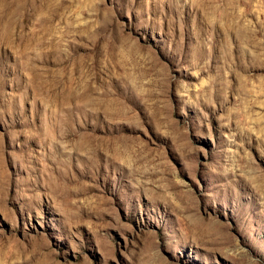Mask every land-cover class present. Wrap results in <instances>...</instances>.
I'll return each instance as SVG.
<instances>
[{
	"label": "rangeland",
	"instance_id": "374dc122",
	"mask_svg": "<svg viewBox=\"0 0 264 264\" xmlns=\"http://www.w3.org/2000/svg\"><path fill=\"white\" fill-rule=\"evenodd\" d=\"M0 264H264V0H0Z\"/></svg>",
	"mask_w": 264,
	"mask_h": 264
}]
</instances>
